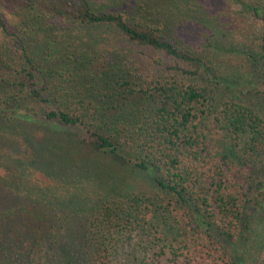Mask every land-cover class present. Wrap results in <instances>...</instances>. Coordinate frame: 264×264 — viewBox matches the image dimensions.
Instances as JSON below:
<instances>
[{"label":"trees","instance_id":"trees-1","mask_svg":"<svg viewBox=\"0 0 264 264\" xmlns=\"http://www.w3.org/2000/svg\"><path fill=\"white\" fill-rule=\"evenodd\" d=\"M22 1L25 33L45 38V60L66 63L69 73L64 79L73 86L66 92L70 102L49 108L45 121L81 131L82 143L89 149L120 156L151 175L160 171L163 176L157 181L171 194L169 205H183L185 214L181 219L186 234L190 232L186 223L198 233L187 235L180 245H161L154 253L160 264H222L220 256H215L218 248L211 249L207 237L214 239L216 234L228 240L243 212L255 207L244 231L235 236L236 246L246 260L235 264H249L264 245V176L238 189L237 177L217 157L222 133L241 141L242 154L248 159L264 153V0H233L249 13L259 29L252 54L259 68L256 77L245 81L236 75L218 74L203 57L172 41L165 29L176 26L177 15L153 28L132 24L121 12H97L89 0ZM60 23L62 29L51 36V29ZM77 27L112 28L128 48L143 49L137 54H162L177 65L170 68L156 60L160 72L167 73L157 78L152 70L139 64L141 56L132 62L136 66L133 69L129 59L123 61L113 54L107 57L109 54L99 49L91 48L92 59L85 39L69 37ZM0 29L9 33L1 12ZM25 58L30 66L25 84L30 96L41 104L50 103L53 98L48 93L45 71L29 54ZM86 66L89 69L84 73ZM0 72L21 78L16 71H5L1 56ZM73 76H83V80L78 84L77 77L69 81ZM221 89L232 93L231 97L219 96ZM133 97L153 109L150 114L143 113L138 123L129 124L137 138L135 156L122 149V141L117 140L119 131H113L108 123L113 111L128 106ZM244 98L249 102L244 103ZM120 116L119 129L126 131L130 128L125 123L127 116ZM227 153V157L233 154ZM119 203L123 205L118 207V214L110 207L97 219L63 229L60 222L64 218L58 210L36 204L16 205L2 217L0 264H137L139 257L131 250L133 239L157 236L164 225L152 221V208L144 200ZM190 209L191 216L187 217ZM149 254L144 259L146 264Z\"/></svg>","mask_w":264,"mask_h":264},{"label":"rangeland","instance_id":"rangeland-1","mask_svg":"<svg viewBox=\"0 0 264 264\" xmlns=\"http://www.w3.org/2000/svg\"><path fill=\"white\" fill-rule=\"evenodd\" d=\"M243 1L249 3L251 0ZM89 2L97 12H121L132 24H142L143 27L157 28L163 19L177 15L176 26L165 29V34L172 41L203 57L215 66V71L220 75H236L241 81L256 77L259 66L252 54L256 51L259 29L249 13L233 0ZM22 4V0H0V12L9 27V33L0 29V56L3 67L5 71H16L21 75V78H18L15 75H7L10 72H0V227L3 215L18 204H36L58 210L64 218V221L60 222L63 229L81 223L84 225L97 219L110 207L117 213L118 207L123 205L120 201L126 203L127 200L131 202L141 199L151 206L152 221H161L164 226L157 236L135 237L131 250L139 257L137 264H146L144 259L149 251L151 258L147 264H160L154 253L159 251L161 245L171 242L180 245V241L187 235L197 236L198 233L186 223L190 229L189 234H186V226L181 219L185 214L183 205H169L172 201L171 194L161 188L157 181V178L163 176L160 171L151 175L120 156L89 149L82 143L81 131L56 127L53 123L45 121L49 108L65 106L70 102L66 92L73 86L64 79L66 73H69L66 63L60 60H45L48 52L45 38L34 33H25L22 21L26 13ZM57 25L50 31L53 37L58 34V28L62 29L61 23ZM71 32L73 33L69 37L87 41L85 46L92 59L94 54L91 48L99 49L108 53L107 57L113 54L117 58L120 55L123 61L129 59L133 69L136 66L132 62L141 56L139 64L145 66L146 70H152L157 78L167 75L160 72L157 61L170 68L177 65L175 61L168 62L162 54H137V51L143 49L128 48L112 28L77 27ZM26 54L40 66V70L45 71L44 79L49 85L48 93L53 98L50 103L41 104L34 100L25 86L28 83L26 73L30 69ZM86 67L84 73L88 72L89 68ZM135 71L134 73L137 72ZM171 73L176 71L172 70ZM75 77L77 84L83 80V76H73L69 81ZM218 93L224 99H229L232 95L222 89ZM243 101L248 103L249 99L244 98ZM152 110L147 102L133 97L128 106L123 105L113 111L108 123L114 128L113 131H119L117 140L122 141L119 144L126 153L135 156L138 152L136 134L129 124L138 123L143 113L150 114ZM120 115L127 116L124 122L130 128L126 131L119 129ZM220 144L221 153L217 159L225 165L231 175L237 177L238 189L241 185H251L258 177L264 176V153L262 156L248 159L247 155L242 154L244 151H241L243 143L226 133L221 134ZM229 151L233 154L227 157ZM255 210L254 207L243 212L244 215L228 240H223L216 234L214 239L207 237L210 248H218L219 252L215 256H220L222 264L246 262L240 254V248L236 246L235 236L244 231L248 215L252 216ZM191 213L190 209L187 217H190ZM236 255L238 260L234 261ZM249 264H264V245L256 251Z\"/></svg>","mask_w":264,"mask_h":264}]
</instances>
